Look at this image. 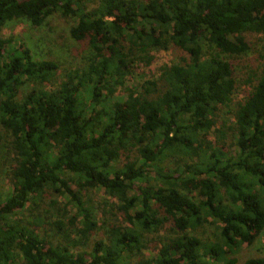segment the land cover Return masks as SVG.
<instances>
[{
  "label": "trees",
  "instance_id": "obj_1",
  "mask_svg": "<svg viewBox=\"0 0 264 264\" xmlns=\"http://www.w3.org/2000/svg\"><path fill=\"white\" fill-rule=\"evenodd\" d=\"M55 16L89 45L62 80L2 34ZM251 36L264 39V0H0V264H239L264 234V49L241 102L227 59ZM173 48L189 59L114 100ZM91 189L116 212L84 201Z\"/></svg>",
  "mask_w": 264,
  "mask_h": 264
},
{
  "label": "rangeland",
  "instance_id": "obj_2",
  "mask_svg": "<svg viewBox=\"0 0 264 264\" xmlns=\"http://www.w3.org/2000/svg\"><path fill=\"white\" fill-rule=\"evenodd\" d=\"M75 22L71 19H64L60 16H55L48 20L47 24L42 28H35L24 24H14L3 31L5 38H14L16 41H22L26 43L36 58L42 61H53L59 66V78L63 79L64 73L69 70H82L87 65V58L89 56V45L87 41L77 42L71 37L70 31L74 27ZM252 50L246 56L227 58L229 63L234 69V74L237 78V92L235 94V101L241 102L252 90V84L248 83V78L253 73H259L260 62L259 55L264 49V39L262 36L250 37ZM189 57L182 51L176 49H170L166 52L156 53V59L152 67L149 69L140 66L133 69V74L126 77L125 87H119L114 100L120 97L119 92L124 88H131L139 90V86L143 84L145 80L151 79L154 75H157L160 68L164 65L172 66L174 64H182L187 61ZM158 77V76H157ZM156 77V78H157ZM49 90L52 87L44 85ZM42 86L30 85L29 91L32 89H39ZM25 95L22 93L21 98ZM152 175V174H151ZM153 176V175H152ZM1 191L7 194L10 191V186L6 183H0ZM70 187L73 191L78 192V185L76 182H72ZM84 201L93 204V207H99L105 209L107 212L115 213V201L109 199L103 189H91L87 192L81 193ZM58 201L63 204H69L68 197L58 198ZM69 217L75 216L78 211L74 205H70L68 209ZM23 215L16 216V219H22ZM96 218L101 219V215L97 214ZM79 221V220H78ZM220 226V225H219ZM219 226L216 223L211 222L205 227L206 239L216 240L217 228ZM79 228L81 223L79 221ZM92 238L90 245L94 244ZM147 256H151L150 251L147 252ZM264 256V247L261 242V238L254 246L244 245L236 255L239 260V264H243L249 259H255Z\"/></svg>",
  "mask_w": 264,
  "mask_h": 264
},
{
  "label": "built area",
  "instance_id": "obj_3",
  "mask_svg": "<svg viewBox=\"0 0 264 264\" xmlns=\"http://www.w3.org/2000/svg\"><path fill=\"white\" fill-rule=\"evenodd\" d=\"M261 242H262V245H263V247H264V234H263V236L261 237Z\"/></svg>",
  "mask_w": 264,
  "mask_h": 264
}]
</instances>
